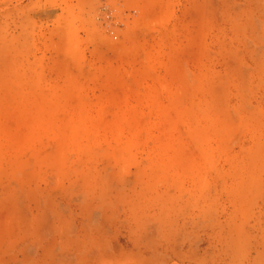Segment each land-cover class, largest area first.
Wrapping results in <instances>:
<instances>
[{
  "label": "rangeland",
  "instance_id": "374dc122",
  "mask_svg": "<svg viewBox=\"0 0 264 264\" xmlns=\"http://www.w3.org/2000/svg\"><path fill=\"white\" fill-rule=\"evenodd\" d=\"M7 176L117 190L170 264H264V0H0Z\"/></svg>",
  "mask_w": 264,
  "mask_h": 264
},
{
  "label": "crops",
  "instance_id": "0c3cea01",
  "mask_svg": "<svg viewBox=\"0 0 264 264\" xmlns=\"http://www.w3.org/2000/svg\"><path fill=\"white\" fill-rule=\"evenodd\" d=\"M80 185L0 179V264H170L165 241L141 239L120 192L82 199Z\"/></svg>",
  "mask_w": 264,
  "mask_h": 264
}]
</instances>
